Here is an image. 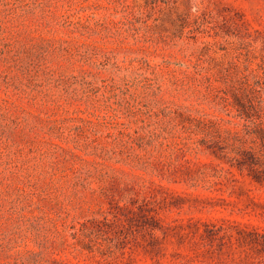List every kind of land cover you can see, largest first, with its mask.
<instances>
[{
	"label": "rangeland",
	"instance_id": "1",
	"mask_svg": "<svg viewBox=\"0 0 264 264\" xmlns=\"http://www.w3.org/2000/svg\"><path fill=\"white\" fill-rule=\"evenodd\" d=\"M0 264H264V0H0Z\"/></svg>",
	"mask_w": 264,
	"mask_h": 264
}]
</instances>
